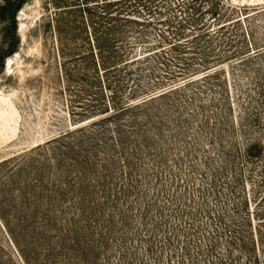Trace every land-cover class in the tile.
<instances>
[{
	"label": "rangeland",
	"instance_id": "rangeland-1",
	"mask_svg": "<svg viewBox=\"0 0 264 264\" xmlns=\"http://www.w3.org/2000/svg\"><path fill=\"white\" fill-rule=\"evenodd\" d=\"M0 117V264H264V0H0Z\"/></svg>",
	"mask_w": 264,
	"mask_h": 264
},
{
	"label": "bare ground",
	"instance_id": "bare-ground-1",
	"mask_svg": "<svg viewBox=\"0 0 264 264\" xmlns=\"http://www.w3.org/2000/svg\"><path fill=\"white\" fill-rule=\"evenodd\" d=\"M0 123H1L2 125H6V124H5V123H6L5 118L0 117ZM1 124H0V126H1Z\"/></svg>",
	"mask_w": 264,
	"mask_h": 264
},
{
	"label": "trees",
	"instance_id": "trees-1",
	"mask_svg": "<svg viewBox=\"0 0 264 264\" xmlns=\"http://www.w3.org/2000/svg\"><path fill=\"white\" fill-rule=\"evenodd\" d=\"M14 8H16V6H15ZM13 11H14V10H13ZM13 11H12V13H11V16H10V18L12 17ZM11 20H12V18H11ZM12 25H13V24H12Z\"/></svg>",
	"mask_w": 264,
	"mask_h": 264
}]
</instances>
